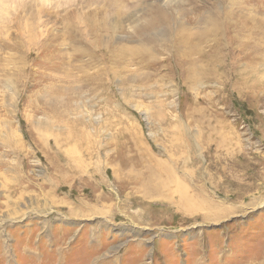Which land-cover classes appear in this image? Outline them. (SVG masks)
<instances>
[{
  "label": "rangeland",
  "instance_id": "obj_1",
  "mask_svg": "<svg viewBox=\"0 0 264 264\" xmlns=\"http://www.w3.org/2000/svg\"><path fill=\"white\" fill-rule=\"evenodd\" d=\"M0 264H264V0H0Z\"/></svg>",
  "mask_w": 264,
  "mask_h": 264
},
{
  "label": "bare ground",
  "instance_id": "obj_2",
  "mask_svg": "<svg viewBox=\"0 0 264 264\" xmlns=\"http://www.w3.org/2000/svg\"><path fill=\"white\" fill-rule=\"evenodd\" d=\"M202 60H205V58H202Z\"/></svg>",
  "mask_w": 264,
  "mask_h": 264
}]
</instances>
